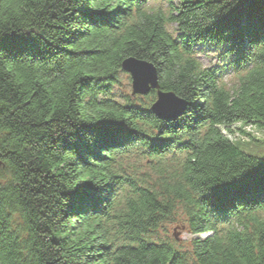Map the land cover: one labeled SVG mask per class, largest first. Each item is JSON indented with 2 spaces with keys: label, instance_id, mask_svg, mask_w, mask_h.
I'll return each instance as SVG.
<instances>
[{
  "label": "trees",
  "instance_id": "obj_1",
  "mask_svg": "<svg viewBox=\"0 0 264 264\" xmlns=\"http://www.w3.org/2000/svg\"><path fill=\"white\" fill-rule=\"evenodd\" d=\"M129 57L179 118L113 97ZM237 123L264 132V0H0V264H264V139ZM177 213L191 252L151 237Z\"/></svg>",
  "mask_w": 264,
  "mask_h": 264
},
{
  "label": "rangeland",
  "instance_id": "obj_2",
  "mask_svg": "<svg viewBox=\"0 0 264 264\" xmlns=\"http://www.w3.org/2000/svg\"><path fill=\"white\" fill-rule=\"evenodd\" d=\"M177 3L178 0H173V3ZM160 7L163 10H168L166 2L155 1L150 3V7ZM170 29H174V25L169 26ZM220 50L216 49L211 45H199L196 49V56L202 62L204 66L213 67L223 64V60L219 57ZM238 75L233 71H226L222 75L221 81L228 87L233 88L236 86L238 81ZM132 88V78L131 75L124 71L119 76V83L114 86V95L113 97L121 103H131V102H141L142 104L152 105L153 100L148 95H133ZM235 135L232 137L233 141H248L251 139L247 134H251L254 137L264 139V132L250 127L245 126L240 123H237L234 126ZM172 156L169 155L167 158L168 167L176 168L177 164L172 160H169ZM125 168L132 174L135 175L138 173L143 178L155 179L154 173L155 168L151 165V161L148 158V155L143 154L139 150H134L125 158L123 161ZM154 164V163H153ZM139 179V178H138ZM178 222H175V219L166 221L157 229V231L151 234V237L157 241H166V240H175L180 245L184 251L191 252V243L195 235L191 234L185 224L183 223L182 214L176 216Z\"/></svg>",
  "mask_w": 264,
  "mask_h": 264
},
{
  "label": "water",
  "instance_id": "obj_3",
  "mask_svg": "<svg viewBox=\"0 0 264 264\" xmlns=\"http://www.w3.org/2000/svg\"><path fill=\"white\" fill-rule=\"evenodd\" d=\"M122 68L131 75L133 95H147L151 90H156L157 99L150 109L158 118L172 121L185 112L187 102L184 99L174 92L161 89L158 70L152 62L129 57L122 62Z\"/></svg>",
  "mask_w": 264,
  "mask_h": 264
}]
</instances>
